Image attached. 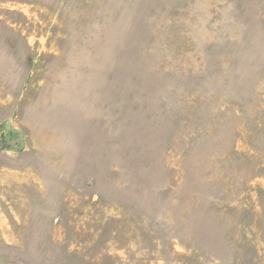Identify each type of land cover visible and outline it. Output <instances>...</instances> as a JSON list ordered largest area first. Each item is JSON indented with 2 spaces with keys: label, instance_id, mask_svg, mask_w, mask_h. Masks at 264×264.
I'll list each match as a JSON object with an SVG mask.
<instances>
[{
  "label": "rangeland",
  "instance_id": "1",
  "mask_svg": "<svg viewBox=\"0 0 264 264\" xmlns=\"http://www.w3.org/2000/svg\"><path fill=\"white\" fill-rule=\"evenodd\" d=\"M0 264H264V0H0Z\"/></svg>",
  "mask_w": 264,
  "mask_h": 264
}]
</instances>
